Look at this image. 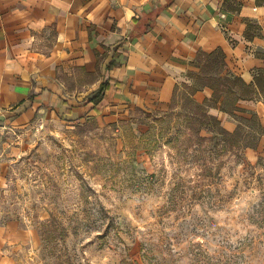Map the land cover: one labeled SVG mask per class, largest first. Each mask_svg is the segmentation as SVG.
<instances>
[{"label":"rangeland","instance_id":"rangeland-1","mask_svg":"<svg viewBox=\"0 0 264 264\" xmlns=\"http://www.w3.org/2000/svg\"><path fill=\"white\" fill-rule=\"evenodd\" d=\"M193 64L172 109H91L97 87L81 115L0 118V264H264V156L244 152L258 118L206 138L189 119L196 90L223 110L252 93L220 59Z\"/></svg>","mask_w":264,"mask_h":264},{"label":"crops","instance_id":"crops-1","mask_svg":"<svg viewBox=\"0 0 264 264\" xmlns=\"http://www.w3.org/2000/svg\"><path fill=\"white\" fill-rule=\"evenodd\" d=\"M218 50L252 94L237 109L208 108L228 131L237 112L258 118V142L244 151L254 161L264 156V0H0V118L46 105L84 114L74 99L105 75L123 81L110 82L107 107L165 110L184 72Z\"/></svg>","mask_w":264,"mask_h":264},{"label":"trees","instance_id":"trees-1","mask_svg":"<svg viewBox=\"0 0 264 264\" xmlns=\"http://www.w3.org/2000/svg\"><path fill=\"white\" fill-rule=\"evenodd\" d=\"M118 47L122 48V43L118 44L116 46L115 49H117ZM207 58H209V61L213 64H216V62L220 59L221 62L223 60V54L220 50L218 51H213L210 52L208 55H206ZM115 61L114 59H112L110 61V63L108 64V66H110L111 64H113ZM237 81H240L243 83L242 79L236 77ZM114 81V83L117 85V87L123 83L121 77L118 76V78L116 79H112L110 78L108 75H105L100 83V85L98 86V88L93 91L90 95H88V98L86 99V104H90V108L92 109H97V107L102 103L103 99L105 98V92L109 89L110 86V82ZM195 92V91H194ZM193 92V93H194ZM191 93V94H193ZM174 99V97H173ZM193 98H190V102L192 103V107L194 110H196L195 114L191 117L189 116V119H195L197 120V124L199 125V127L195 130L196 132H198V135L201 136L200 130L201 129H205L207 132L211 133L212 135H227L230 134L231 132L228 130H225V128L223 126H221L218 118H216L215 115L210 114L209 113V109H207V105L205 102L203 103H199L197 101H192ZM236 100V99H235ZM235 103V102H233ZM173 102H171L170 107L172 109L173 107ZM231 109H237L234 105L232 106ZM61 114H62V118H64L67 114H71V109L69 108H62L61 110ZM188 123V124H187ZM185 123L189 130L192 131L195 129L194 124L195 122H187ZM189 134V133H188ZM202 138H206L204 136H201ZM254 147V146H252Z\"/></svg>","mask_w":264,"mask_h":264}]
</instances>
